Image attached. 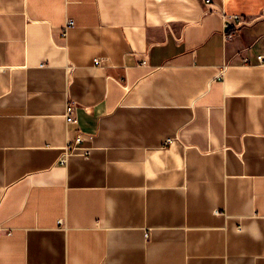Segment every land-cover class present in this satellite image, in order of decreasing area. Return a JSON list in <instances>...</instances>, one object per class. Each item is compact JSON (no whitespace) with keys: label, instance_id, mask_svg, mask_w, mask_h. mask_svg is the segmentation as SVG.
Returning <instances> with one entry per match:
<instances>
[{"label":"crops","instance_id":"obj_1","mask_svg":"<svg viewBox=\"0 0 264 264\" xmlns=\"http://www.w3.org/2000/svg\"><path fill=\"white\" fill-rule=\"evenodd\" d=\"M258 56L264 0H0V264H264Z\"/></svg>","mask_w":264,"mask_h":264},{"label":"built area","instance_id":"obj_2","mask_svg":"<svg viewBox=\"0 0 264 264\" xmlns=\"http://www.w3.org/2000/svg\"><path fill=\"white\" fill-rule=\"evenodd\" d=\"M205 2L207 4H210L213 2V0H205ZM221 17L223 20V25H224V38L225 40H229L232 39L233 34H229L230 30H239L241 29L243 26H245L246 24H248V21L246 20L245 17L240 16V15H230L227 14L224 10L221 11ZM73 21L70 20L68 23V26H73ZM258 62L262 65H264V56H258ZM143 64H145V62H143ZM66 118H67V123L70 124H75L77 123L76 117H75V106L73 103H70L67 105V114H66ZM82 142V139L79 137L76 140V143L74 146H72L73 144H69V146L66 149L65 154L63 155V157L60 160L61 164H66L68 162L69 157L75 152V151H79V148H77V145L80 144ZM84 155H87V153L85 152Z\"/></svg>","mask_w":264,"mask_h":264}]
</instances>
